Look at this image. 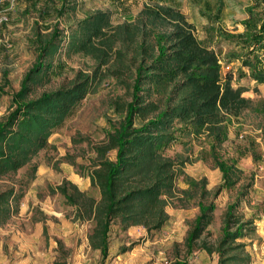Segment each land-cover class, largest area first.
Returning <instances> with one entry per match:
<instances>
[{
  "label": "rangeland",
  "instance_id": "374dc122",
  "mask_svg": "<svg viewBox=\"0 0 264 264\" xmlns=\"http://www.w3.org/2000/svg\"><path fill=\"white\" fill-rule=\"evenodd\" d=\"M156 4L183 15L197 41L215 54L221 79L241 89L249 105L226 120L221 142L194 135L189 127L190 133L180 132L182 126L174 124L177 141L162 151L177 171L174 191L165 198V224L147 231L115 222L108 256L102 261L87 241L93 223L78 217L77 206L66 201L58 187L68 182L99 199L88 177L97 149L125 123L127 112L119 107L137 94L145 95L135 88L139 65L149 63L141 51L150 49L156 55L157 47L165 44L163 33L171 31L142 15L144 6ZM96 13L108 14L114 37L103 64L97 55L66 49L72 29ZM261 19L264 0H0V120L13 111L14 95L27 85L40 47L53 33L59 49L50 56L46 72L28 84L26 100L70 89L85 77L92 83L51 132L46 146L24 167L0 178V192H12L8 216L0 214V264H220L222 259L264 264V83H256L243 64L247 57L253 61L257 56L256 49L244 45ZM171 89L151 87L147 99L162 111ZM133 126H141L136 117ZM107 158L114 160L115 151ZM220 164L229 173L226 182ZM200 204H212L214 210L189 253L185 240ZM228 207L231 221L243 225V236L224 245Z\"/></svg>",
  "mask_w": 264,
  "mask_h": 264
},
{
  "label": "trees",
  "instance_id": "16d2710c",
  "mask_svg": "<svg viewBox=\"0 0 264 264\" xmlns=\"http://www.w3.org/2000/svg\"><path fill=\"white\" fill-rule=\"evenodd\" d=\"M141 13L171 31L163 33L165 44L157 47L156 55L150 49L141 51L149 63L145 65L142 61L139 65L135 88L145 95L137 94L131 103L119 107L127 112L125 123L97 149V160L88 177L90 185L98 190L99 199L80 192L68 182L58 187L65 200L77 206L78 217L93 223L87 241L91 250L99 251L102 261L108 256L109 234L115 222L125 228L140 226L147 231L159 230L165 224V198L174 191L177 171L175 163L165 158L162 151L177 141L174 124L182 126L180 132L190 133L191 129L194 135L205 134L221 142L226 120L238 117L249 105L241 89L234 88L228 79H221L215 54L197 41L193 26L178 10L156 4L144 6ZM108 19L107 13H96L78 23L67 37V51L97 55L103 64L114 38ZM251 29L253 35L244 46L253 47L258 53L253 61L247 57L243 64L250 70L251 78L261 84L264 83V19ZM55 34L40 47L38 62L27 85L13 97V111L0 120V178L24 167L46 146L51 132L70 115L92 85L85 77L70 89L26 100L31 91L28 84L46 72L51 66L50 56L59 49ZM151 87L162 91L172 88L164 110L158 111V105L148 101ZM152 114L155 116L149 119ZM134 117L141 122L140 127L133 126ZM111 151H115L114 160L107 158ZM219 168L224 182L228 181L229 173L224 165L220 164ZM11 193L0 192V214L4 216L10 212ZM213 210L212 204L199 205V215L185 240L189 253L210 224ZM231 212L232 207H228L223 221L224 245L243 236V225L231 221ZM232 228L234 232L230 231ZM228 262L229 259H222L220 264Z\"/></svg>",
  "mask_w": 264,
  "mask_h": 264
}]
</instances>
